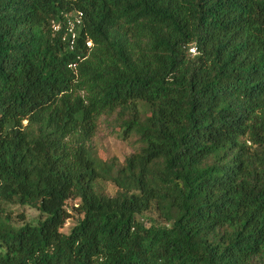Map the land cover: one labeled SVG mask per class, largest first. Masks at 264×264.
Listing matches in <instances>:
<instances>
[{"label":"trees","instance_id":"1","mask_svg":"<svg viewBox=\"0 0 264 264\" xmlns=\"http://www.w3.org/2000/svg\"><path fill=\"white\" fill-rule=\"evenodd\" d=\"M0 264H264V0H0Z\"/></svg>","mask_w":264,"mask_h":264},{"label":"rangeland","instance_id":"2","mask_svg":"<svg viewBox=\"0 0 264 264\" xmlns=\"http://www.w3.org/2000/svg\"><path fill=\"white\" fill-rule=\"evenodd\" d=\"M133 143L131 139L120 138L118 132L113 127H108L105 122L101 123L93 140L95 151L92 157L96 167H100L102 159L109 156H116L122 160L125 155L132 152L134 147ZM14 211L16 213L22 211L29 221H34L38 215L36 209L27 206L15 207ZM71 215L72 216L67 219L66 223L61 228V231L64 233H68L77 220V216L73 212Z\"/></svg>","mask_w":264,"mask_h":264},{"label":"built area","instance_id":"3","mask_svg":"<svg viewBox=\"0 0 264 264\" xmlns=\"http://www.w3.org/2000/svg\"><path fill=\"white\" fill-rule=\"evenodd\" d=\"M81 21H82V13L80 11H77L72 18H68V20L66 21L67 32L69 33V35H71L72 39L75 37V28L77 25L81 24ZM52 26L55 30L59 28V25L55 23H53ZM86 45L90 47L91 41H87ZM192 51L194 52V50Z\"/></svg>","mask_w":264,"mask_h":264}]
</instances>
